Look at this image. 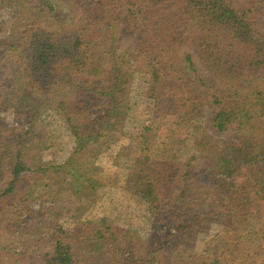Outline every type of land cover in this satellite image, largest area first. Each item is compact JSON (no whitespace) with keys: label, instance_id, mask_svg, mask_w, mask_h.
Returning a JSON list of instances; mask_svg holds the SVG:
<instances>
[{"label":"trees","instance_id":"obj_1","mask_svg":"<svg viewBox=\"0 0 264 264\" xmlns=\"http://www.w3.org/2000/svg\"><path fill=\"white\" fill-rule=\"evenodd\" d=\"M48 1L25 2L42 15L26 20L23 40L27 36L28 41L24 45L0 41V63H4L3 56L18 64L15 81L0 83V109H13L18 120L16 127L7 128L0 119V204L11 201L8 208L15 211L5 222L18 235L15 261L165 264L175 250L155 249L156 243L117 231L105 219L86 241L83 237L74 246L51 231L57 220L53 223L48 217L34 226L26 217L38 214L30 207L32 202L50 197L46 192L34 196L27 191L42 179L57 176L62 179L57 183L63 181L68 188L61 186L62 192L74 191V195L96 190L100 182L94 173L72 161L75 156L83 158L80 150L86 144L82 146V142L99 144L103 140L101 144H109L110 150L118 141L117 133L123 135L122 129L112 128L123 126L129 118L131 108L124 105L130 100L127 95L136 73L146 78L153 114H164L166 104L204 101L212 110L208 128L214 134H230L228 140L218 142L204 133L185 150L194 151V158L175 160L167 158L162 148H155L152 126L126 134L134 141L122 145L117 153L132 158L124 186L150 212L166 211L167 227L161 237L194 242L215 224L227 233H238L237 224L243 227L250 216L263 213L264 28L252 24L249 17L256 9L254 0H71L64 28V16ZM144 46L150 50L140 64L135 58ZM99 102L106 112L95 115ZM42 109H55L62 116L77 150L65 164L33 168L23 160V153ZM80 116L89 117L96 129L82 132ZM194 159H201L202 164H194ZM92 169L100 170L97 166ZM25 171L29 173L23 174ZM193 180L202 182L204 190ZM243 231L249 248L259 242L258 234L264 235V231ZM8 242L6 246L0 243L3 261L10 257L12 244ZM195 259L191 264H224L217 256ZM253 264H264V260Z\"/></svg>","mask_w":264,"mask_h":264},{"label":"rangeland","instance_id":"obj_2","mask_svg":"<svg viewBox=\"0 0 264 264\" xmlns=\"http://www.w3.org/2000/svg\"><path fill=\"white\" fill-rule=\"evenodd\" d=\"M27 1L0 0V41L4 43L13 42L19 46L24 45V40L28 41L27 36H24L25 39L23 40V32L28 29L26 20H34L35 17L39 18L42 14L37 15L39 12L36 10L37 8L35 9L32 3L30 5L25 3ZM48 2L56 5L57 12L62 13L61 16H64V24L63 27L61 26V28H64L66 22L69 21L66 15L70 12L73 2L71 0H51ZM253 2H255L256 9L251 13L249 12V17L252 18V24L255 25L256 22L257 26L264 28V0H254ZM27 8L29 11H26ZM144 48L145 46L135 58L137 63L144 64V60L148 56L147 51L150 48L146 50ZM180 49L186 51L189 48L180 47ZM1 60L4 63H0V77L5 76V79L0 78V83L6 84V81L7 85H11L15 81L13 72L18 69L16 67L18 64L15 60L13 62H11V59L5 60L3 56ZM195 60L197 62V56ZM18 76H21V74ZM133 77L131 91L127 95L130 100L124 105V108L129 106L131 112L128 113L129 118L123 126L112 123L116 128H112V130L122 129L124 133L123 135L117 133L116 138L118 141L112 145L110 150H107L109 144H101L103 140L99 144L85 141L82 142V146L86 144L85 148L80 150L83 158L76 159L74 153L77 150V144L68 124L55 109L41 110L43 113L39 117V122L27 135L23 160L28 164H33V168H37L41 165H62L74 157L75 160L72 162L82 163V170L92 171L100 184L96 187V190L89 189L87 191L85 189L86 191L82 190L80 195H74V191L62 192L65 190L61 186L67 188V185L63 181H61V185L58 184L56 180L60 179L59 177L53 176L49 179H42L36 184H32L30 188H27V191L33 192L34 196L46 192L50 194V197L32 202L30 207L32 210L38 211V214L33 217L27 215V220L30 217L29 222L34 226H40L43 224V220L48 217L51 218L53 223L57 220L51 231L57 234L56 237L60 236L66 243L78 246L79 242L84 239L86 241L95 226L100 225L101 220L105 219L114 225L113 227L117 231L130 232L148 244L156 243L155 249L159 248V250L165 252L175 248L173 253L165 260V264H191L197 257L214 258L215 256L221 258L224 264H253L264 260V235L258 234L256 242H259L254 243L255 245L253 244L250 248L247 247V238H243V230L246 229L253 233H263L264 208L261 215L250 216V220L245 222L243 227L237 224L235 227L239 228L238 233L232 231L227 233L223 226L215 224L211 226L208 233L199 235L196 241L178 243L174 239L167 240L165 237H161L163 230L167 227L166 211L150 212L143 201H136L131 196L130 191L124 186V182L132 158L123 154L120 157L117 155L122 145L128 146L134 141L129 138V135H126L127 133L133 134L143 126H152L154 138L157 142L155 148H162L166 151V156L170 160L183 159L186 156H188L187 158H194V151L185 153V150L191 148L193 140L200 139L204 133L218 142H224L230 136V134H214V131L208 128L212 110H210L209 104L204 101L185 106L178 103L166 104L164 114H153V106L147 99L146 87L144 86L146 78L139 73L134 74ZM107 104L108 101H106V106ZM102 106L104 105H101L100 102L95 103L96 113L93 112V114H104L106 110ZM0 119L5 122L7 128L16 127L18 124L16 114L10 108L0 109ZM77 119L81 124L80 127H84L81 129L82 132H91V130L96 129L95 125L88 121L89 117L86 119V117L80 116ZM106 139H110V136H107ZM192 162L196 165L202 164L201 159H194ZM94 166L99 167L100 170L92 169ZM27 173L29 172L25 171L23 174ZM30 178L29 175L25 179L29 182ZM200 179L204 180L202 177ZM196 181L193 180L192 182H195L196 186H202V190H204L202 182L198 184ZM43 184H49V186L43 188L41 186ZM59 191H61V194H57ZM19 196L18 193L16 199H19ZM4 202L0 204V243L6 246V242L10 240L8 243L12 244V248L10 254L8 253L10 255L8 261H3V254L0 255V264H19L22 262L14 260V255L19 252L15 244L18 241V235H15L14 229L9 230L5 225L6 219H11L15 211L8 208L12 204L11 201ZM49 210H52V212H49L48 215ZM56 225H58L57 231ZM83 237L84 239H82ZM79 252L81 253V250Z\"/></svg>","mask_w":264,"mask_h":264}]
</instances>
